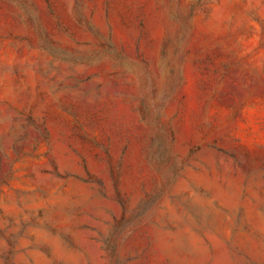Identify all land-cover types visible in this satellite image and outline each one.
<instances>
[{
    "label": "rangeland",
    "instance_id": "374dc122",
    "mask_svg": "<svg viewBox=\"0 0 264 264\" xmlns=\"http://www.w3.org/2000/svg\"><path fill=\"white\" fill-rule=\"evenodd\" d=\"M0 264H264V0H0Z\"/></svg>",
    "mask_w": 264,
    "mask_h": 264
}]
</instances>
